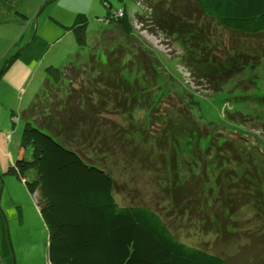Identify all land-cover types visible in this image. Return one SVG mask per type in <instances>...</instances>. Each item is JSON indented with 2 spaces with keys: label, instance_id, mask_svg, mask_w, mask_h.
<instances>
[{
  "label": "trees",
  "instance_id": "trees-1",
  "mask_svg": "<svg viewBox=\"0 0 264 264\" xmlns=\"http://www.w3.org/2000/svg\"><path fill=\"white\" fill-rule=\"evenodd\" d=\"M148 7L164 32L190 46L192 54L183 61L210 79L217 93L222 82L249 67L250 56L239 48L225 49L223 58L206 52L213 25L236 38L264 36V0H148ZM108 21L115 33L91 41L89 24L80 15L66 27L87 51L62 67H48L40 92L20 116L22 150L9 172L38 201L50 232V264H228L179 233L190 241L200 233L231 237L238 233L244 205L264 220L262 139L224 136L230 125L194 114L192 96L187 111H161L156 99L161 84L154 77L131 82L126 74L133 61L125 48L136 46L126 40L137 33L130 14L124 9ZM144 56L139 62L152 75L151 59ZM117 100L133 104L122 124L102 116L118 109ZM244 118L264 124V115L229 114L235 129ZM119 150L154 167L164 200L156 206L120 202L116 180L105 167L109 152ZM257 231L264 235V223Z\"/></svg>",
  "mask_w": 264,
  "mask_h": 264
},
{
  "label": "rangeland",
  "instance_id": "rangeland-1",
  "mask_svg": "<svg viewBox=\"0 0 264 264\" xmlns=\"http://www.w3.org/2000/svg\"><path fill=\"white\" fill-rule=\"evenodd\" d=\"M124 9L137 32L133 39L126 40L136 46L125 48L133 61L126 72L131 82L146 83L154 77L162 85L156 97L161 111H187L185 102L193 97L194 114L230 125L224 136L232 140L261 138L264 146V124L244 118L245 124L238 121L241 128L235 129L238 125L229 119V114L235 113L264 115V103L260 102L264 101V36L254 40L236 38L232 32L213 25L206 52L223 58L225 49L230 52V48H239V52L250 56L249 67L222 82L223 90L217 93L210 79L197 76L184 62L190 46L184 47L182 41L161 29L151 16L148 0H0V264H50V232L38 201L25 191V183L9 172L22 150L25 120L20 116L40 92L48 67H62L87 51L79 48L73 32L66 27L74 25L80 15L89 24L90 41L102 33L113 35L108 18L121 16ZM197 17L192 14V20L199 24ZM144 55L151 59L148 68L152 75L139 62ZM131 102L117 100L118 109L102 116L121 123L123 114L129 115L132 110ZM150 104L151 100L146 108ZM141 113L139 116L144 112ZM117 152L118 155L109 152L105 167L116 180L120 202L157 205L158 200H164L154 167L143 166L131 156L123 157L120 150ZM181 165L185 170L184 161ZM234 187L237 189L236 184ZM259 217L253 206L244 205L237 216L238 233L231 237L200 233L190 241L192 237L182 233L179 236L200 242L225 257L228 264H264V235L256 234L264 223Z\"/></svg>",
  "mask_w": 264,
  "mask_h": 264
},
{
  "label": "crops",
  "instance_id": "crops-1",
  "mask_svg": "<svg viewBox=\"0 0 264 264\" xmlns=\"http://www.w3.org/2000/svg\"><path fill=\"white\" fill-rule=\"evenodd\" d=\"M15 161H16V159L14 160V162H15ZM14 162H13V163H14ZM21 186H22V184H21ZM24 189H25V188H24ZM25 191L27 192V191H28V189H27V190L25 189ZM37 205H38V204H37ZM38 208H39V207H38ZM39 209H40V208H39Z\"/></svg>",
  "mask_w": 264,
  "mask_h": 264
},
{
  "label": "bare ground",
  "instance_id": "bare-ground-1",
  "mask_svg": "<svg viewBox=\"0 0 264 264\" xmlns=\"http://www.w3.org/2000/svg\"><path fill=\"white\" fill-rule=\"evenodd\" d=\"M182 16V15H181ZM179 17V16H178Z\"/></svg>",
  "mask_w": 264,
  "mask_h": 264
}]
</instances>
